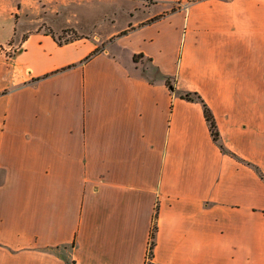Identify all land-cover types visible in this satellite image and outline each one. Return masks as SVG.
<instances>
[{"label":"crops","instance_id":"crops-1","mask_svg":"<svg viewBox=\"0 0 264 264\" xmlns=\"http://www.w3.org/2000/svg\"><path fill=\"white\" fill-rule=\"evenodd\" d=\"M146 1L0 0V264H264V0Z\"/></svg>","mask_w":264,"mask_h":264},{"label":"rangeland","instance_id":"rangeland-1","mask_svg":"<svg viewBox=\"0 0 264 264\" xmlns=\"http://www.w3.org/2000/svg\"><path fill=\"white\" fill-rule=\"evenodd\" d=\"M190 1L191 0H185V4L189 3ZM155 2H156V0H147L144 4L146 6H150V5L154 4ZM100 9H101L100 12L93 14V17H94V20L104 22V25H102L101 27H104V26L110 27V24L107 21L108 18H104L105 15L109 16L111 21H114L113 27H116V28H119L122 25H124L125 22L129 19L128 16L123 11H121L120 7H118V6H108L105 4H101ZM99 32L100 31H93V32H89L88 34H90V35L101 34ZM69 34H71V35H69ZM55 36L60 42H66V41L72 40L74 38V34L70 33L69 31H66V33H57ZM75 36H77V35H75Z\"/></svg>","mask_w":264,"mask_h":264},{"label":"trees","instance_id":"trees-1","mask_svg":"<svg viewBox=\"0 0 264 264\" xmlns=\"http://www.w3.org/2000/svg\"><path fill=\"white\" fill-rule=\"evenodd\" d=\"M183 99L187 100V101H197L199 102L201 105H202V108H203V114H204V117L206 119V121L208 122V125H209V129H210V133L212 135V138L216 141L218 140V132L216 130V126H215V123H214V119L212 117V114L210 113L209 109L207 108V106L203 103V101L197 96V95H184L182 96ZM154 233H155V225L153 224L152 225V229H151V232H150V239H151V242L149 244V252H150V255H152V249H153V238H154Z\"/></svg>","mask_w":264,"mask_h":264},{"label":"built area","instance_id":"built-area-1","mask_svg":"<svg viewBox=\"0 0 264 264\" xmlns=\"http://www.w3.org/2000/svg\"><path fill=\"white\" fill-rule=\"evenodd\" d=\"M1 52V51H0ZM151 242V241H150ZM151 257L152 255H150V252H149V247H148V252H147V256H146V260L144 262V264H152L151 263Z\"/></svg>","mask_w":264,"mask_h":264}]
</instances>
